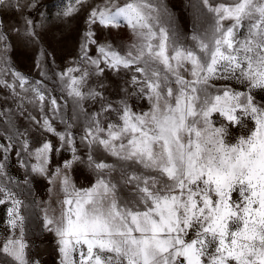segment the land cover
<instances>
[{
	"label": "snow or ice",
	"instance_id": "1",
	"mask_svg": "<svg viewBox=\"0 0 264 264\" xmlns=\"http://www.w3.org/2000/svg\"><path fill=\"white\" fill-rule=\"evenodd\" d=\"M188 6L0 0V264H264V0Z\"/></svg>",
	"mask_w": 264,
	"mask_h": 264
},
{
	"label": "rangeland",
	"instance_id": "2",
	"mask_svg": "<svg viewBox=\"0 0 264 264\" xmlns=\"http://www.w3.org/2000/svg\"><path fill=\"white\" fill-rule=\"evenodd\" d=\"M61 2V0H44V5L45 7L42 8V11H47L49 8L51 9V13L54 15L56 12V8L57 5ZM65 3H67V0H64ZM167 3L170 7L171 10H173L178 17L181 18L182 22H187V24L189 25V28L191 26V20H192V9L191 7L188 6V0H167ZM57 32V29H53L52 33L49 34L48 36V41L51 45V48H56L57 49V53H58V58L56 63L62 64L64 60L67 59V57H65L63 55V52L69 49L63 48L61 46V44L58 43L55 33ZM71 40L76 39V33L72 32L71 36H70ZM125 39H127V36H125ZM51 48L49 50H51ZM12 60H13V64L15 66V68L20 71L23 72L25 74H29L34 76L36 79H39V75L36 72L35 69V56L32 52H30L29 50L23 49V48H16L11 54ZM57 71L59 69H56ZM5 93L3 90H0V96H3ZM21 124H23V121H21ZM0 142H6L3 141L2 139H0ZM13 165L11 167V172L13 175L16 174V169L14 166V153H13ZM74 181L77 183L78 186L84 185V177L82 175H80L79 173L74 174ZM47 181L41 179L39 180L34 187V195L39 199V200H43V201H49V196L47 194ZM25 195H27V193H25ZM49 204L51 206V208H58V205L55 203H52L51 201H49ZM6 208L7 205H0V233H3V217L5 216L6 213ZM43 210V205L41 206L40 209H34L33 211H40L42 212ZM31 235V234H30ZM46 235V239L43 237L40 238H36L33 237V243L35 246H47V250L42 254V258L44 260V264H58V260L56 255L53 252L52 249V244H53V239L52 236H49L47 234Z\"/></svg>",
	"mask_w": 264,
	"mask_h": 264
}]
</instances>
